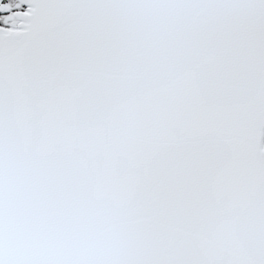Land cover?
I'll use <instances>...</instances> for the list:
<instances>
[{
  "label": "snow or ice",
  "instance_id": "snow-or-ice-1",
  "mask_svg": "<svg viewBox=\"0 0 264 264\" xmlns=\"http://www.w3.org/2000/svg\"><path fill=\"white\" fill-rule=\"evenodd\" d=\"M0 264H264V0L0 2Z\"/></svg>",
  "mask_w": 264,
  "mask_h": 264
},
{
  "label": "rangeland",
  "instance_id": "rangeland-1",
  "mask_svg": "<svg viewBox=\"0 0 264 264\" xmlns=\"http://www.w3.org/2000/svg\"><path fill=\"white\" fill-rule=\"evenodd\" d=\"M0 2H6V0H0Z\"/></svg>",
  "mask_w": 264,
  "mask_h": 264
}]
</instances>
